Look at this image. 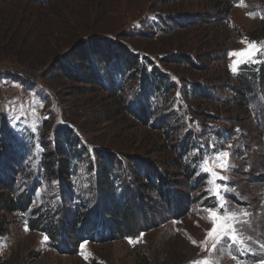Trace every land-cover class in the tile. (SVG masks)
I'll use <instances>...</instances> for the list:
<instances>
[{"label": "rangeland", "instance_id": "374dc122", "mask_svg": "<svg viewBox=\"0 0 264 264\" xmlns=\"http://www.w3.org/2000/svg\"><path fill=\"white\" fill-rule=\"evenodd\" d=\"M229 8L226 16L219 13ZM97 38L121 41L138 55V65L150 71L151 61L174 83L166 98L157 94L147 100L145 124L123 113L108 91L73 80L59 68V63L74 68L72 51ZM243 40L264 43V0H0V178L13 179L17 194H32L23 213H0L7 221L0 236V264H192L204 259L212 264H258L264 257V89L255 85L248 95L247 113L240 116L245 128L219 141L213 140L212 131L223 124L207 117L223 113L205 101L196 105L190 88V83L211 86L210 93L224 99L232 95L234 76L258 72L264 54L235 72L230 68L234 58L229 53L243 49ZM175 53L187 56L197 68L163 62ZM112 78L115 98L136 108L139 77L131 80L126 72ZM59 127L69 130L83 153L69 159L62 176L69 183L64 193L58 176L50 178L55 177L52 170L47 174V161L57 164ZM249 135L256 144L246 138ZM184 146L183 159L189 163L217 150L232 153L230 170L222 173L228 179L219 183L229 188L223 193L228 210L250 214L239 227L242 237H250L246 243L251 251L240 254L225 246L212 252L213 242L205 243L212 225L203 209L214 207L217 198L206 191L208 177L200 191L190 193L183 178L166 166L174 186L171 198L148 194L147 214L135 217L127 233L117 235L110 226L106 232L104 224L84 226V218L81 240L73 250L58 241L61 232L47 219L57 220L63 204L68 211L79 205L87 216L95 209L96 175L89 170L95 150L142 157L161 167ZM7 161L11 167L6 172ZM5 196L0 189L1 202ZM34 218L57 233L30 228ZM128 237L139 240L129 243ZM82 243L87 259L81 254Z\"/></svg>", "mask_w": 264, "mask_h": 264}, {"label": "trees", "instance_id": "16d2710c", "mask_svg": "<svg viewBox=\"0 0 264 264\" xmlns=\"http://www.w3.org/2000/svg\"><path fill=\"white\" fill-rule=\"evenodd\" d=\"M230 10V8L221 10L219 13L226 16ZM172 21L176 23L175 19ZM177 22L179 26H183L179 21ZM71 56L72 61L70 64L74 68L66 67L63 63H59V68L64 75L82 83L96 84L100 87V91H108L110 96L116 101V105L124 108V112H121L128 116L130 114L132 118L142 123L144 122V124L148 121L149 114L147 100L154 98L157 94L162 98H166L175 87L174 83L168 79L167 74L159 71L151 61L147 60V66H151L150 71H147L146 67L138 65V55L132 53L121 41L110 38L90 39L86 43H82L77 50L72 51ZM163 62H166L165 64L167 65H183L189 67L191 70L197 68L187 56L182 54H172L169 59L164 58ZM126 72H128L131 80H137L139 77L138 80L140 81L137 104L134 109L124 106V101H119V99L115 98L117 84L111 77L113 75L122 76ZM233 79L235 84L229 87L232 95L224 99L218 94L212 95L210 89H208L212 88L211 86L201 88L198 83H190L191 96L196 105L205 101L208 104H214L217 106L215 107L217 112L223 113L222 117L218 115H214L216 117L208 115L207 117L212 121L221 120L223 124V127H215L212 131L213 140L217 139L220 141L222 138L227 139V134L230 135V139L234 138L237 135L235 133L237 128L240 130L245 128L242 123L243 119L240 116L247 113V103L250 98L248 95L252 93L254 86L259 85L264 89V66H259L258 72L253 70L247 74L242 73L234 76ZM215 82H220V80L217 79ZM210 84H214V81L210 82ZM56 133L60 137L55 140L54 144V153L56 154L55 157L58 165L55 161L50 165L51 159H49L47 161L49 162L47 174L52 170L50 175L55 177L50 178L55 179L58 176V180H61L58 186L61 192L64 193L69 189V183L62 180V176L67 172L69 159L73 156H82L83 153L77 149L78 141L68 129L59 127ZM172 134H175L174 131ZM239 136L245 138L242 133ZM246 138L252 144L257 143L254 135H249ZM187 147L181 148L183 150L180 155L175 154L172 159L162 163L161 167L155 163L148 162L142 157H118L113 152L95 150V162L89 165L90 172H94L96 175V182L94 183L97 203L95 204V209L90 213L88 212L89 215L87 216L86 213L81 212L82 209L79 208V205L73 211H68L66 206L64 209L63 204L57 220L52 221L47 219V224L55 222V225L59 228V232H61L58 241H63L72 250L81 240L83 229L81 223H83L84 218L87 221L84 226L88 225L94 229L97 224H101V227L105 225L106 232L111 227L117 235L120 232L127 233L129 230L128 224H134L135 217L147 214V210L150 208L148 194L155 193L165 198H171L170 194L172 191L174 192V186H172L169 180L171 173L168 170L175 171L174 176L183 178V187L190 193L200 191L199 187L205 181L206 175L198 170L200 159L195 160V158H192L193 160L191 159L190 163L183 159L182 153ZM8 166L6 167V172L11 167L10 163H8ZM165 166L168 170L165 169ZM53 167L57 171H54ZM5 177L7 176L5 175L3 178H0V189H3L6 195L5 200L2 202L0 200V213H23L30 207L32 194L25 191L17 194L16 189L13 187V179L9 180V177L6 179ZM114 183H118V186L114 187ZM202 193L200 196L205 199V192L203 191ZM93 213H98V220L97 217H93ZM89 216H92L90 218L93 220V223L89 222ZM42 222L39 218L30 219L29 227L44 232L53 231L50 227L48 229L45 226L46 224H42ZM6 223L5 219L0 218V236L5 233L4 226ZM124 225L127 227H124ZM52 233L56 234L57 231L54 230Z\"/></svg>", "mask_w": 264, "mask_h": 264}, {"label": "snow or ice", "instance_id": "6c2138e0", "mask_svg": "<svg viewBox=\"0 0 264 264\" xmlns=\"http://www.w3.org/2000/svg\"><path fill=\"white\" fill-rule=\"evenodd\" d=\"M241 43L246 45L243 49L233 50L229 53V56L234 58L233 63L230 65V68L234 72L241 64L250 62L258 55L264 54V43L247 40H243ZM212 147H215L214 143ZM228 147L231 148L232 145H228ZM231 155L232 153L229 151L217 150L210 155H206L198 165L201 173H204L208 177L206 181L208 188L206 191L217 198V204L214 207L203 209V211L207 213L206 220L212 225L211 229L206 232L205 243H207L208 240L213 242L211 248L212 252H216L218 248L222 249L226 246L228 249L235 247L237 252L243 254L246 251H251V248L246 243L250 237H242V229L239 226L248 222L246 218L250 214L244 210L240 213L229 211L223 195V193L229 191V188L226 183H219L220 181L226 182L228 179V177L222 175V173L230 170ZM142 235L143 233H141V236ZM44 239L46 240L47 237H44ZM128 239L129 243H135L139 240V238H136L134 241L132 237H128ZM225 242L227 243L225 244ZM84 248L85 245L82 243L81 254L87 259L88 254L84 251ZM261 248H264V245H261ZM233 258L236 259L237 257L234 256ZM192 264H212V261L204 259L193 261ZM258 264H264V257L258 261Z\"/></svg>", "mask_w": 264, "mask_h": 264}]
</instances>
